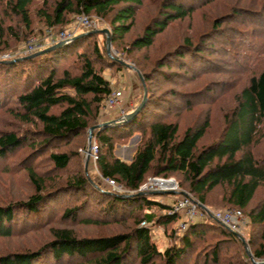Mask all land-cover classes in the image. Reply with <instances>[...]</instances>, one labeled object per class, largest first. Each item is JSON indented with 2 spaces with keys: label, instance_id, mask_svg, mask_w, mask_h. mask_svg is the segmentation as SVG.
<instances>
[{
  "label": "trees",
  "instance_id": "obj_1",
  "mask_svg": "<svg viewBox=\"0 0 264 264\" xmlns=\"http://www.w3.org/2000/svg\"><path fill=\"white\" fill-rule=\"evenodd\" d=\"M251 1L258 10L250 2L246 7L229 6L230 0H0V54L43 28L54 31L70 25L75 15L104 19L111 28V46L116 48V43H122L135 27L137 15L149 12L141 33L121 49L130 55L159 45L160 36L173 24L191 19L201 6L214 4L219 11L226 10L213 18L212 29L196 39L185 36L172 48L161 46L162 54L148 72L137 68L145 102L126 122L115 119L99 126L101 108L113 92L101 65L120 68L124 64L119 59L109 62L95 43L89 53L82 51L93 34L34 58L0 61V113L10 115L12 123L35 128L0 132V166L8 160L14 162L12 155L22 148L32 150L16 164L33 191L21 201L0 205V238L23 237L46 227L51 238L35 248L0 255V264H252L240 237L212 221L190 224L160 251L150 239L151 228L141 223L163 225L165 230L173 226L179 216L167 214L169 204L153 200L152 195L102 191L79 170V165L69 169L77 153L59 149L71 146L91 128L98 143L95 162L101 178L135 192L149 175L176 176L187 189L186 194L206 206L220 189L223 195L218 205L245 214L250 230L247 245L256 260L264 259V156L255 154L264 147V66L260 63L247 71L243 68L241 71L249 74L239 81L242 77L236 75L235 66L244 55L233 50L235 40L248 32L242 20L249 28L253 25L249 29L252 35L261 31L257 29L259 20L264 23V0ZM215 41L222 54L230 55L228 64L222 66L209 59L218 54L207 50L216 46ZM208 66L212 74L224 76L215 84L229 89L208 88L201 94L221 92L231 99L216 133L210 111L186 119L183 127L180 119L182 111L192 112L199 102L198 91H180L179 86L186 87ZM232 82L244 83L239 88L230 87ZM64 89H71L72 94ZM164 96H170L169 100ZM170 116L173 120L167 121ZM134 133H139L141 140L134 157L125 162L113 153L112 135L126 139ZM42 156L48 163L44 171ZM64 173L63 181L59 174ZM45 211H53L52 218ZM126 214L133 224L124 234L79 237L74 229L64 226H106L125 219ZM18 217L21 222L15 224ZM42 217L45 221L38 222ZM236 244L242 250H235ZM75 259L79 261L71 262Z\"/></svg>",
  "mask_w": 264,
  "mask_h": 264
},
{
  "label": "rangeland",
  "instance_id": "obj_2",
  "mask_svg": "<svg viewBox=\"0 0 264 264\" xmlns=\"http://www.w3.org/2000/svg\"><path fill=\"white\" fill-rule=\"evenodd\" d=\"M193 1V0H189ZM195 1V0H194ZM215 1V0H214ZM254 5L252 4L251 0H230V5L234 7H246L248 5ZM218 3V1H216ZM196 11V13L192 16L191 19H187L183 22H177L173 24L170 29L162 36L159 37V40L157 43H160L159 45L156 44V47L151 48L150 50H142V51H134L130 55H126L125 53H122L123 51L121 49H125V46L129 44V41L132 40L135 36L139 35L141 33V28L146 24L147 22V17H149V12H144L142 11L137 15V22L133 30L125 36L124 40L122 43H116L117 47H113L110 45V53L109 55L107 54L106 51V35L102 34L101 31L104 29H107L110 32V26L109 24L102 18L96 17L94 15H75L72 17V21L70 25L57 29V30H48L47 28H43L42 32L34 35L32 39L36 40H43V44L45 45L46 48L52 47L54 45L46 44L48 41L54 38H58L63 34H67L70 31L76 30V34L73 36L71 41L75 38H78L82 35L85 34H93L94 37L86 42V44H83V50L85 53L90 52V46L92 44H96L98 46V49L103 53V55L108 59L109 62H113L114 60H121L123 61V66L118 68L116 65H101L102 67V74L109 79L113 91H120L122 93L123 98L125 99V106L123 107V110L132 113L142 102L145 91H143L142 84H141V75L139 74L140 72L137 73V68L140 69L143 72H148L154 65V62L160 57L162 52L160 51L161 46L169 45L170 48L172 46L179 44L180 41L182 40L183 37L189 36L192 39H196L200 34L208 32V30L213 28V18L219 17L222 13H225L226 10H218V6H215L214 4H209L208 6L204 7H199ZM256 10L259 9V6L252 7ZM248 9L252 10L251 7H248ZM258 12V11H257ZM264 12V11H263ZM85 16L87 17L91 22L95 24V27L91 29V31H86L84 29H80L81 27L77 25L78 20L80 17ZM245 18H247L245 16ZM244 18V19H245ZM243 19V18H242ZM241 22V21H239ZM259 25L260 27L257 29H261V31H257L252 35L251 32H249V29L252 30L253 25L247 26V22H243V27H246L248 29V32H245L243 34V37L240 36V41L235 40L237 42L234 46V52L237 54H242L244 55L243 60H239L237 66H235V73L241 74V77L239 81L242 79H245L249 73H246L244 71H241L243 68L245 71L247 70H253L256 67L262 64L264 66V23L262 20H259ZM258 23V22H256ZM241 24V23H239ZM258 25V24H257ZM262 27V28H261ZM223 29L224 26L220 27V29ZM246 31V30H244ZM223 32V31H222ZM231 34L229 33L226 34L227 38ZM216 37V36H215ZM206 38H208L206 36ZM29 39V40H30ZM166 40V41H165ZM28 41V40H27ZM21 42L15 44L14 47H12L8 52H4L0 54V61H14V60H21L25 56H30L32 54L28 55H23L22 50H24V47L26 45V42ZM63 43L58 41L55 45ZM216 43V46H214L212 49H207L210 50L213 53H218L215 54V56L210 57L209 59H213L215 62L220 63V65H226L228 64V61L231 62L230 55L225 56L221 52H224L220 49L219 43ZM64 44V43H63ZM44 48V49H46ZM43 49V50H44ZM42 51V50H41ZM167 51V50H165ZM163 50V53L165 52ZM161 53V54H160ZM251 53H253L251 55ZM2 56H6L5 59H2ZM245 56L247 57L245 59ZM214 57V58H213ZM137 65L139 67H137ZM99 67V64H98ZM198 68V66L196 67ZM211 66H208V70L203 71L202 73H196L195 76H193V81L187 83L186 87L179 86L180 91H195L197 92L196 94V99L199 102V105L193 108L194 110L192 112H186L185 110L181 112V120H182V127L184 121L191 120L192 118H196L199 113L203 114L206 113V111H210L211 113V119L214 123L215 127V133L222 127V116L223 114L226 113V108L231 106V99L226 96H221V92L214 93L213 95L209 96L207 94H201L202 91H205L206 89H217L219 90L226 89L227 85H219L215 84L216 82H221L224 76H220L219 74L213 73L211 70ZM246 73V74H245ZM223 75V74H222ZM229 84L231 83V80H228ZM244 82H242L240 85H236L232 82L230 87L238 86L239 88ZM227 90V89H226ZM65 92L72 94L71 89H64ZM153 93V92H152ZM153 95V94H152ZM146 97V94H145ZM165 100H169L170 96H164ZM163 100V101H165ZM177 103V102H176ZM185 112V113H184ZM118 112L116 110L112 109H104L103 107L101 108V113L100 117L98 120L99 125L100 124H105L106 123L112 122L113 120L117 119V114ZM183 113V114H182ZM112 116V117H111ZM173 116H176L174 114ZM173 116H170L167 121H172ZM123 120V119H122ZM14 121L10 115L7 114H1L0 113V132L1 131H19L28 128L29 130H35L33 125L29 126H24V125H18V123L15 121V123L11 122ZM126 122V120H123V122ZM186 123V122H185ZM221 126V127H220ZM94 133V132H93ZM93 134L91 133V139L89 141V131L85 134H83L81 137L77 138L75 142L69 146V147H63L60 148L59 151H67V152H76L77 153V158H74L69 166V169L74 168L75 166L79 165V170H81L84 175L89 179V181H92L93 184L102 191L105 192H112V193H118L114 190H111L109 186H106V184L103 182V178L98 173L97 167H96V162L90 160L87 158L86 153L90 149V146L93 144V141L95 142L97 146V141L94 139L92 136ZM141 140V136L139 133H134L131 135L129 138L122 139L119 136L112 135V142L114 143V148H113V153L116 157L119 159L125 161V162H130V160L134 157L136 151H137V146ZM260 149L262 150L260 154L255 153L257 156H264V147ZM31 149L29 148H22L19 150V152H16L14 155L15 160L14 162H11L10 160L6 161L4 165L0 166V205H5L10 202H17L25 199L28 197L30 194H32V188L27 181L26 175L19 170V166L16 164L23 160L26 156H28L31 153ZM98 151V149H97ZM43 162H45V168L48 167V163L46 162V158L42 156ZM78 163V164H75ZM5 168V169H4ZM7 171H12L11 173H5ZM42 171V170H41ZM69 173V170L67 171ZM58 174V172H57ZM66 173L59 174L61 176L60 179L64 181V178ZM154 178H159V179H165V180H172L175 182L178 186L179 194H186L187 189L184 186H181L180 184V179L176 176H170L167 178H162V177H154L152 175H149L146 177L144 183L138 188L137 191L129 193L126 192L128 191L127 189L124 191H121L118 193L119 195H132L135 193H139L141 195L149 196L152 195L151 198L156 201H165V203L170 204L172 201L171 194H165V195H160L156 193H151V190L148 188H143L144 186L147 187V184L150 182V180ZM179 182V183H178ZM120 188V187H119ZM263 191L261 190L260 195H262ZM222 191L218 189L217 194H213L211 196V200L209 201V205H202L208 210L212 211H226V210H237L233 209L232 207H222L219 204V199L222 197ZM257 199L259 198V196ZM177 196V195H176ZM190 196V195H189ZM192 200L196 203H199L196 199H194L192 196H190ZM257 199L252 203L251 207L257 202ZM82 200V199H81ZM162 200V201H161ZM60 204H58L56 207H58ZM89 208L93 209L92 206ZM91 213L90 211H87ZM46 216L50 219L52 218L53 211H45ZM242 213V212H241ZM154 214L156 216L159 215V212L157 210H154ZM243 214V213H242ZM245 217V214H243ZM21 217V213L19 215ZM125 219H118L117 221H112L106 226H82V225H74L72 227L69 223L65 224V227H70L69 229H74V231L77 232L79 237H84V236H110V235H116V234H124L128 233L129 230L132 227V220L130 217L125 215ZM20 217H18V220H16L15 224H19L21 222ZM180 217L178 221L173 224V226H170L167 230L164 229L163 225H149L147 227L151 228L150 232V239L153 243L156 244V247L160 250L163 251L166 247H168L170 244H172L173 240L176 239L179 235L182 234V232H178V227H179V222H180ZM44 217L40 218L38 222H44ZM245 226L240 233V235L236 234L237 236L240 237L241 241L244 243L245 246V251L246 247L249 249L247 243H248V238L250 234V230L247 224V219L245 217ZM47 225V224H45ZM43 225V226H45ZM20 226V225H19ZM17 225V227H19ZM142 226V225H141ZM188 228V227H187ZM175 231V234L172 236L171 231ZM184 232V231H183ZM48 228H44L43 230L29 234L27 236H17V237H12L10 239H4L0 238V255H6V254H12L13 252L19 251L23 248H35L39 244L42 245L45 242L49 241L50 235L48 234ZM238 247V249H241V245L239 247L238 244H236V247H233L235 250ZM250 251V249H249ZM223 252V251H222ZM251 253V252H250ZM230 254L233 255V250L230 249ZM228 254V255H230ZM247 254V252H246ZM252 255V253H251ZM248 259L251 261L249 256L247 255ZM253 257V255H252ZM253 259L256 260L254 257ZM79 260H71V262H77ZM260 262H264V259L259 260ZM64 261L63 263H65ZM252 263V261H251ZM137 264V262H135Z\"/></svg>",
  "mask_w": 264,
  "mask_h": 264
},
{
  "label": "built area",
  "instance_id": "obj_3",
  "mask_svg": "<svg viewBox=\"0 0 264 264\" xmlns=\"http://www.w3.org/2000/svg\"><path fill=\"white\" fill-rule=\"evenodd\" d=\"M78 26L80 29H84L86 31H91L95 27V24L91 22L87 17L82 16L79 18ZM76 30L70 31L67 34H63L57 39H51L46 44L55 45L58 41L66 43L71 41L73 36L76 34ZM45 45L43 44V40L30 39L26 42L24 50H22L23 55L34 54L43 50ZM6 56H2V59H5ZM125 106V99L122 96L120 91H113L109 97L104 102V109H114L118 113V121L124 120L125 116L128 112L123 110ZM86 156L92 161H96L97 159V146L93 141V144L90 146V149L86 153ZM106 186H109L111 190H114L118 193L125 190L123 187L116 182L110 179H102ZM120 187V188H119ZM151 190V193H156L160 195L171 194L172 201L170 202L169 210L167 211L168 215H178L181 219L179 222L178 232H183L187 229L190 224H194L197 222H205L212 221L217 223L218 225L224 227L228 231L240 235L244 226H245V217L241 213L240 210H226V211H212L203 207L200 203H196L192 200V198L188 194H179L178 186L172 180H165L154 178L150 180L147 184V187ZM132 193L134 191H126ZM177 195V196H176ZM162 201V200H161ZM165 203V201H162ZM142 226H149L150 224H146L145 222L141 223Z\"/></svg>",
  "mask_w": 264,
  "mask_h": 264
},
{
  "label": "water",
  "instance_id": "obj_4",
  "mask_svg": "<svg viewBox=\"0 0 264 264\" xmlns=\"http://www.w3.org/2000/svg\"><path fill=\"white\" fill-rule=\"evenodd\" d=\"M101 33L104 34V35H106V51H107V54L109 55V53H110V45H111L110 32L107 29H104V30L101 31ZM62 45H63V43H59V44L54 45L52 47L46 48V49H44L42 51L36 52V53L30 55L28 58H34L36 56H39V55L48 53V52H50L52 50H55L56 48H58V47H60ZM15 61H18V60H14V61H11V62H15ZM144 102H145V94H144L143 100L140 103V105L132 113H128L125 116V119L124 120H126V121L128 120L129 121L134 116H136L139 113V111L141 110V108L143 107ZM99 126H106V125L105 124H101ZM92 131H93V128L89 129V141L91 139V133H92ZM87 158H88V156H87ZM246 252H247V255L249 256V258L251 259L252 264H264V262L255 261L253 259L252 255H251V253H250V251H249V249L247 247H246Z\"/></svg>",
  "mask_w": 264,
  "mask_h": 264
},
{
  "label": "crops",
  "instance_id": "obj_5",
  "mask_svg": "<svg viewBox=\"0 0 264 264\" xmlns=\"http://www.w3.org/2000/svg\"><path fill=\"white\" fill-rule=\"evenodd\" d=\"M112 117V116H111Z\"/></svg>",
  "mask_w": 264,
  "mask_h": 264
}]
</instances>
